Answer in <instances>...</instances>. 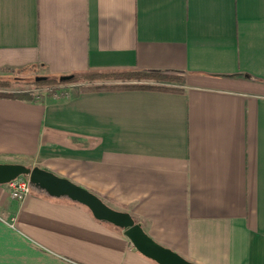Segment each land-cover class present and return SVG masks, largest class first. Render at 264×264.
<instances>
[{
  "label": "crops",
  "instance_id": "0c3cea01",
  "mask_svg": "<svg viewBox=\"0 0 264 264\" xmlns=\"http://www.w3.org/2000/svg\"><path fill=\"white\" fill-rule=\"evenodd\" d=\"M181 73L183 90L0 96V162L129 211L200 264H264V0H0V76ZM0 264H160L67 196L0 185Z\"/></svg>",
  "mask_w": 264,
  "mask_h": 264
},
{
  "label": "water",
  "instance_id": "95a60500",
  "mask_svg": "<svg viewBox=\"0 0 264 264\" xmlns=\"http://www.w3.org/2000/svg\"><path fill=\"white\" fill-rule=\"evenodd\" d=\"M71 76L60 75V78L67 79ZM44 77L46 75H36L35 79ZM19 175H26L33 188L44 190L55 196H67L73 201L86 205L96 218L125 228V233L134 245L142 253L155 259L160 264H200L156 241L129 211L113 208L98 194L70 179L36 165L28 166L23 163L0 162V183L8 182Z\"/></svg>",
  "mask_w": 264,
  "mask_h": 264
},
{
  "label": "trees",
  "instance_id": "16d2710c",
  "mask_svg": "<svg viewBox=\"0 0 264 264\" xmlns=\"http://www.w3.org/2000/svg\"><path fill=\"white\" fill-rule=\"evenodd\" d=\"M60 75H46L44 78L35 79L33 82L36 84H54L64 81L59 78ZM120 77L123 78L121 82L116 83H100L96 88H131V89H161L181 91L183 90L184 76L181 73L160 71V70H145V69H123L117 71L104 72L101 70H92L91 72H83L82 78L99 79L105 77ZM71 78H79L76 74H73ZM128 79L130 81H128ZM10 77L0 76V84H6L9 82ZM153 81V82H151ZM0 96L4 97H17L15 92H8L0 90Z\"/></svg>",
  "mask_w": 264,
  "mask_h": 264
},
{
  "label": "rangeland",
  "instance_id": "374dc122",
  "mask_svg": "<svg viewBox=\"0 0 264 264\" xmlns=\"http://www.w3.org/2000/svg\"><path fill=\"white\" fill-rule=\"evenodd\" d=\"M91 72V71H86ZM104 72H110V71H104ZM7 76L10 77L9 82L6 84H0V90L8 91V92H15L18 96L21 98H26L30 100H39L40 98H43L44 96H50L59 93V91H65L69 85H72L74 83L82 84L89 83L91 81L99 80L104 83H116L121 82L123 78L120 77H105V78H99V79H88V78H82L81 74H76L79 78L72 79H62L64 81L57 82L54 84H36L33 82V77L36 75H45V73L41 72V69H34L33 67H26L23 69L13 70L10 72L5 73ZM60 78V76H59ZM61 79V78H60ZM128 81H130L128 79ZM153 82V81H151ZM5 162H13V161H3ZM14 163H21V162H14ZM26 176V175H24ZM6 183H0V185H5Z\"/></svg>",
  "mask_w": 264,
  "mask_h": 264
},
{
  "label": "built area",
  "instance_id": "2783aa9c",
  "mask_svg": "<svg viewBox=\"0 0 264 264\" xmlns=\"http://www.w3.org/2000/svg\"><path fill=\"white\" fill-rule=\"evenodd\" d=\"M5 183L8 194L16 200L22 199L32 189L28 177L24 175H19ZM1 213L2 209L0 205V218Z\"/></svg>",
  "mask_w": 264,
  "mask_h": 264
}]
</instances>
